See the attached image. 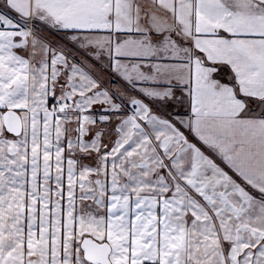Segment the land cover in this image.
<instances>
[{
  "label": "snow or ice",
  "instance_id": "6c2138e0",
  "mask_svg": "<svg viewBox=\"0 0 264 264\" xmlns=\"http://www.w3.org/2000/svg\"><path fill=\"white\" fill-rule=\"evenodd\" d=\"M0 264H264V0H0Z\"/></svg>",
  "mask_w": 264,
  "mask_h": 264
}]
</instances>
